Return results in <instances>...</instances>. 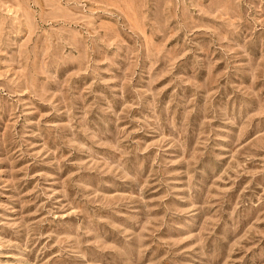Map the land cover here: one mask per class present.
<instances>
[{"label":"rangeland","instance_id":"obj_1","mask_svg":"<svg viewBox=\"0 0 264 264\" xmlns=\"http://www.w3.org/2000/svg\"><path fill=\"white\" fill-rule=\"evenodd\" d=\"M0 264H264V0H0Z\"/></svg>","mask_w":264,"mask_h":264}]
</instances>
